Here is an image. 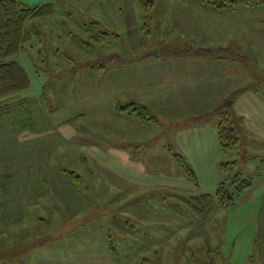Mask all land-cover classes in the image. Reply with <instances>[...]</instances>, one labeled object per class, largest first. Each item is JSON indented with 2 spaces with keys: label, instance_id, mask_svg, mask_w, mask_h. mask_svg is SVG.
<instances>
[{
  "label": "rangeland",
  "instance_id": "obj_1",
  "mask_svg": "<svg viewBox=\"0 0 264 264\" xmlns=\"http://www.w3.org/2000/svg\"><path fill=\"white\" fill-rule=\"evenodd\" d=\"M19 1L54 12L27 21L31 38L13 58L29 76L15 98L31 102L29 115L14 103L0 117V264H264V100L237 93L251 83L264 94V53L214 49L237 45L234 24L264 29V9L243 19L196 0ZM201 48L229 49L243 68L185 60ZM225 93L239 156L219 139ZM235 160L231 177L252 185L224 208L221 163Z\"/></svg>",
  "mask_w": 264,
  "mask_h": 264
},
{
  "label": "trees",
  "instance_id": "obj_2",
  "mask_svg": "<svg viewBox=\"0 0 264 264\" xmlns=\"http://www.w3.org/2000/svg\"><path fill=\"white\" fill-rule=\"evenodd\" d=\"M203 5H208L215 10H227L235 11L242 7H256L260 6L264 8V0H196ZM54 9L51 4H44L38 7H30L19 0H0V117L10 112L11 106L17 104V111H26L29 115V106L31 102L28 99H23L21 103L15 100V98L22 93V91L29 87L30 80L24 67L19 61L13 59L23 48L24 45L31 38L30 32L25 28L28 20L38 17H46L53 14ZM203 51L199 56L195 57H215L218 59H226L230 61H237L236 58L240 57L237 54L232 56L230 50H200ZM226 53V54H225ZM231 54V56H230ZM189 57V56H188ZM249 88L240 89L237 93L246 92ZM232 97V96H231ZM233 98V97H232ZM140 109L143 111L141 114H146V106L141 105ZM124 111V107L122 108ZM137 107H133L130 111H137ZM140 114V116H141ZM30 119V116H27ZM143 119L145 117L141 116ZM216 118L219 119L218 134L223 152L238 151L240 155L241 144V126L238 123L237 117L232 109V106H227L217 109ZM149 118V119H148ZM148 120H157L153 115L148 117ZM241 127V128H240ZM171 156L175 159L177 165L181 167L189 176H193L192 170L183 159V156L178 153H173L169 148ZM244 163L248 162L246 156L239 157ZM238 161L222 162L221 169L223 172V179L221 180L216 196L214 197L221 207L229 208L235 203V196L249 189L252 185L251 178H243L241 172H235L231 177V174L237 169ZM233 189V190H232ZM202 199H213L209 194L201 196ZM193 203H199L198 197ZM194 206L191 201H187ZM200 206V205H199Z\"/></svg>",
  "mask_w": 264,
  "mask_h": 264
},
{
  "label": "crops",
  "instance_id": "obj_3",
  "mask_svg": "<svg viewBox=\"0 0 264 264\" xmlns=\"http://www.w3.org/2000/svg\"><path fill=\"white\" fill-rule=\"evenodd\" d=\"M193 1V0H192ZM197 5V6H196ZM198 3L197 2H195V3H193V2H191V3H189L188 5H183V6H190L191 8H196V7H198ZM194 6V7H193ZM203 7L205 8V6L203 5ZM208 8V7H207ZM240 9H242V8H239V9H237L236 11H227V12H230V13H237L236 14V16H238L239 17V15H240V17L241 18H243V19H249L248 18V16L249 15H252V14H254L255 15V13H256V11H260V10H263L264 8L263 7H260V6H254V7H245V8H243V10H240ZM246 9H250V11H248V10H246ZM208 10H214L215 12H218L219 10H215V9H212V8H208L207 10H205V11H208ZM204 11V12H205ZM237 11H241L239 14H238V12ZM219 12H223V13H225V11L224 10H220ZM227 12L225 13V14H227ZM218 16H220L221 17V19L224 21V18L225 17H227L228 15H218ZM171 22H181L180 20H178V19H176V20H170ZM243 23H245L246 25H243ZM256 23H259V22H256ZM233 26H237V28H238V26L240 27V30H239V32H237V30H235V33L238 35L236 38H235V41H236V44L237 45H233L232 43H231V38H229L228 40H229V44L231 45V46H227V41H225L224 42V45H222V46H216V47H214V49H216V48H231V49H233V48H237L238 50H236V51H238L239 53H241V55H243L244 57H246L247 58V56H251V54H258L257 56L260 58L261 57V54L260 53H264L263 52V49H264V43L263 42H261V44H258V43H254L253 42V40H252V37H257V38H259L261 35H263L264 34V29H261V27H260V29H258V24H255V22H241L240 23V25H237V24H234ZM208 27V26H207ZM224 27H226L227 28V25L226 26H224ZM248 27L250 28V30L248 29ZM225 29V28H224ZM258 29V30H257ZM246 30V31H245ZM197 31V29H195V32ZM251 33H250V32ZM262 31H263V33H262ZM208 32H210V31H208ZM205 33H207V30H201L199 33H198V35H197V37H199V36H201V35H204ZM239 33V34H238ZM250 44H256L255 45V47H254V52L252 51V47L250 46ZM241 46L240 48L238 47V46ZM201 49H203V48H201ZM209 50H213V49H209ZM160 58V57H159ZM159 58H157V59H159ZM186 61H197V60H205V61H212L211 63H214V64H216V63H220V64H224V66L225 67H227V70H229L230 69V71H234L235 70V67H238V68H243V66H241L240 64H236L235 62H233V61H230V60H226V59H218V58H215V57H198V58H186L185 59ZM248 60V59H247ZM249 61V63H255V62H253V61H251V60H248ZM252 64V65H253ZM256 64V63H255ZM133 66V64H130L128 67H132ZM249 67V66H248ZM250 68V67H249ZM236 71V70H235ZM186 74H187V76H190L188 73H178V74H173L176 78H177V81H178V79H179V81H181L182 82V84H180V85H178V89L179 90H183L184 88H186V89H188L191 85H187V84H184V81L182 80V79H184L185 77H186V79H188V77L186 76ZM263 74V73H262ZM263 76H264V74H263ZM196 78H199V76H197L196 75ZM254 78V76L252 77V79ZM149 82H150V84L153 86V84L151 83V81L149 80ZM235 82H237V81H235ZM253 83V82H252ZM192 84V83H191ZM249 84H251V83H245V84H242L241 86H240V88L241 89H243V88H246ZM260 91L262 92V90H258V89H251V88H249V90L248 91H246V93L245 94H251V95H253V96H256V97H258V98H260V99H262V101L264 100V94L263 93H260ZM227 94L228 93H225L224 95H223V97H222V99H226L227 100V103H226V105L227 106H233V104H234V100H232V97L230 96V97H227ZM257 98V99H258ZM212 120H214V119H212ZM203 122V121H202ZM216 123H217V125L219 124V121L217 120L216 121ZM239 124H240V121H239ZM169 153V155H171V152L169 151L168 152ZM179 154V153H178ZM179 155H181V154H179ZM175 160V159H174ZM176 162V161H175Z\"/></svg>",
  "mask_w": 264,
  "mask_h": 264
}]
</instances>
